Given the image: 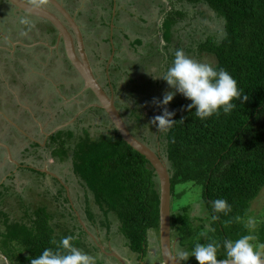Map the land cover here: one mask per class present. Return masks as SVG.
<instances>
[{"label": "trees", "instance_id": "trees-1", "mask_svg": "<svg viewBox=\"0 0 264 264\" xmlns=\"http://www.w3.org/2000/svg\"><path fill=\"white\" fill-rule=\"evenodd\" d=\"M4 1L0 0L1 3ZM180 1L193 3L199 14L200 9L203 11L206 7L211 15L216 13L225 23L223 36L206 38L199 47L200 51L216 56L217 62L213 66L232 74L242 90V98L233 101L236 107L229 114L221 110L218 115L204 119L195 115L194 108L187 107L191 101L185 97L171 104L166 109L174 112L172 119L175 123L171 128L156 129L160 131V151L156 150L165 159L171 174V227L172 239H178L177 251L180 253L182 247L191 251L196 243L207 244L215 240L221 244L217 258L222 260L227 258L224 240L252 235L255 237L253 244L264 243V222H255L253 228L248 223L252 201L264 190V0ZM47 25L55 29L52 24ZM112 80L118 95V80ZM80 87L81 83L78 89ZM88 92L93 100H97L92 91ZM244 96H247L246 100ZM140 99L137 96V100ZM117 100L129 128L133 126L134 131L131 130L138 136L135 120L149 112L153 115V112L139 107L129 108L126 101L120 97ZM164 109L161 107L158 115H162ZM64 111L67 114H59L60 119L53 122L52 127L66 122L76 108L68 106ZM90 111L101 118L102 123L110 124L107 133L99 137L86 133L85 137L76 140L78 134L71 129L72 126H65L49 137L46 146L52 147L53 157L63 162L72 161L76 175L93 194L104 220L112 226L113 221L109 218L112 212L119 223L117 229L119 227L125 237V246L137 255L139 261H145L151 245L150 232H159L160 229V187L155 169L144 155L122 138L102 108L92 107ZM150 124L140 127L151 129L154 124ZM138 137L153 148L157 145L148 136ZM72 138L75 142L71 144ZM38 158L41 162L45 159L41 155ZM33 173L41 171L34 169ZM197 189L201 190V205L206 208L204 216H207L200 218L198 225L194 222L197 217L189 213L193 204L180 202L182 196ZM5 193L6 187L1 198ZM175 198L179 201L176 205ZM216 199H225L231 211L216 213L212 203ZM88 208L91 215L87 219L96 220L92 205L89 204ZM41 214L43 216L36 219L27 216L26 221L12 223L6 217L7 232L4 235L16 245L11 244L14 248L10 251L4 249V256L13 263L31 264V258L39 256L45 248H55L53 240L58 244L61 238L71 235L56 232L48 221L50 214L46 207ZM213 216L217 218L213 220ZM206 221L209 222L207 227ZM73 236L72 243L82 250L85 247L83 239ZM183 264H198V261L188 258Z\"/></svg>", "mask_w": 264, "mask_h": 264}, {"label": "rangeland", "instance_id": "rangeland-1", "mask_svg": "<svg viewBox=\"0 0 264 264\" xmlns=\"http://www.w3.org/2000/svg\"><path fill=\"white\" fill-rule=\"evenodd\" d=\"M175 1L176 0H171V2ZM186 4L192 6L193 3L188 2ZM182 9L184 10V7ZM177 10L179 9L173 8L171 12L169 10L164 14H166V18H173L179 14V11ZM187 10L189 11V14L184 17L179 16L181 24L190 22L189 27L187 28L188 33L186 37H183V40H181V45L175 40H172L170 43L166 42L165 37L168 38L171 36L168 26L164 27V24H147V27L143 26V28L148 29V31H150L151 27L153 30V35L148 38L144 47V53L147 57L141 59L146 62L147 66L151 65L154 61L160 65L159 67L161 72L163 71L165 74L174 60V55H171L170 53L175 52L179 47H184V45L187 46V40L190 43V47L187 51L188 57L203 63H209L211 65H214L217 62L215 55L200 51L199 43L209 37L217 39L223 36V30L225 31V27L223 28V26L225 23L223 24V21L216 13L211 15L210 12L207 11L206 7L203 8V11L200 9V14L197 10L198 16H196V13H193L195 12L194 8ZM3 11L5 12L4 15ZM0 12L2 13V15L0 14V137L6 135L7 130H9L12 125L9 123L10 120L23 127L22 129H24L30 137H33V141L30 140V145L27 144V141L30 138L24 137V139L27 140L20 141L19 138L14 139V136H11L13 137V142L16 143V154L21 155L24 150V154H26L27 149L28 151L36 150V147L31 145L32 142H45L44 146L46 147L45 139L48 140V138L45 133L41 131L39 124L41 123L44 125V130L48 131L50 128L48 127L49 123L54 121L51 118L56 115V108L50 107L51 98L55 97L54 93L51 92V87H63L64 85L69 87L71 81L72 84H77L79 87L80 82L77 77L72 79L68 75L69 70L60 64L57 57H51V50H48L43 46H39L42 44L40 41L43 40H36L37 43L34 42L31 44V42L34 41L33 33L29 34L27 24L25 27L23 26L29 21H26V19L23 18L24 16L21 17V19H18V15L15 13V7L6 4L5 2H0ZM94 14L95 12H87L85 17H91L90 19H93ZM212 16L213 19L211 18ZM26 18H33L34 21H40L39 19L31 16ZM171 18H169L168 21H170ZM43 20L44 22L46 21V23H50L48 20ZM85 24H87L86 28H90L87 42L89 49L94 47L98 48L95 45V42L99 39V37H101V35L104 36L108 32V26H104L101 29L100 35V30L97 29L98 27L91 29L93 26H90L89 23ZM136 25L138 26V24ZM30 28V30H34L32 24H30ZM139 28L142 27L139 26ZM110 30H112V26L110 27ZM181 31L184 32L183 27ZM10 39L14 42H17L18 40L24 41L31 45L22 46L20 48H12L10 42L8 41ZM166 44L167 46H165ZM171 50L172 52H170ZM141 63L142 62H133V66L137 64L136 67H138ZM128 65L130 64H124L125 76L121 77L120 81H117L120 87V94L116 95V97L123 99V102L126 101L129 108L139 107L144 110H148V112H153V115L149 112L148 115H143L142 118L135 120L138 126V129L136 130L138 132V136H148L152 139V142L155 141L157 145L154 146V148L160 151L158 143L160 131H157L160 130V128L157 127L158 122L153 123V116L160 114L159 111L161 107L167 108L168 106H171V104L173 105L176 102L181 101L184 96L180 93H176L173 100L167 105L158 103L163 100L165 94L173 91L174 89H172L162 77H157L161 75H157V73L152 71V69L137 68L135 69V73H133V71H131L132 68ZM143 65L145 66L144 63ZM46 73L47 76H51V80L55 83L52 86H50L48 82L40 79L39 74L42 75ZM158 80L161 81L159 83L161 84L160 86L157 84ZM113 83L111 82L109 87L112 88ZM32 89L36 90L35 94L30 92ZM137 96H140L142 100H137ZM78 102H81V99L77 98L73 103L66 104L65 108L68 106H74V104ZM43 105L46 110L50 112L49 118H41L48 117L47 115L41 114L42 111L40 108ZM77 105L78 104L74 107L76 108V111L80 108ZM90 114L96 119L91 121L92 124H90L87 117L82 119V123L77 122L75 133H77L78 136H76V140H80L81 137H85L86 133H89L92 137H99L101 134L107 133L110 124H104L100 118L94 115V113L91 112ZM13 116H15V118H13ZM34 117L37 119L34 120ZM5 119H8L9 122L5 121ZM151 122L154 124V127L151 129L147 127H140L142 124H150ZM131 129L134 131L133 126ZM64 138L67 139L66 136H64ZM74 142L75 139L72 138L70 143L72 144ZM24 144H26L27 147H24ZM44 146L43 148L46 159H50L48 161L49 165L54 160L52 166H48L49 168L47 169L48 171H55L59 178L57 177V179H55L52 174L44 171V166H41V168H44L41 173H33L22 169L21 176L22 178L23 175L28 177L27 183L25 182V179H20L19 181L14 180V182H12V180L16 178V174L19 173L14 171L16 174L9 175L4 182V186L0 188V264H15L10 258L4 256V249L10 251V249L14 248L11 244L16 245V242L10 241V239L4 235L7 232L6 217L10 219L11 223L12 221H26V219H28L27 216H31L36 219L37 217L39 218L40 216H43L41 213H44L45 207L46 212L50 214L48 221L54 225L56 232H62L63 235H69L71 233L72 236L75 234L77 238L80 237V239H83L85 247L82 250L92 255L96 259V264L121 263L116 258H112L109 262L110 257L107 256L101 248V250L98 249V244L96 246L92 237L87 234L88 229L90 233L94 235V238L99 240V244L103 246H109L112 244L113 248L122 254L121 257H123L127 264H139L137 255L132 253L128 247L125 246V237L119 232V227L117 229L119 224L116 219L117 217L110 212L109 218L113 221L112 226L111 224H107L99 206L94 200L93 194L87 189L80 177L76 175L77 173L74 171L72 161L65 160L63 162L60 158L53 157L52 151H50L52 150V147L45 148ZM28 154L29 153L26 154L27 157L24 156L26 160L29 159ZM42 162L44 163L45 159L42 160ZM1 167H4L6 170H13L10 162L0 159V181L5 173ZM5 187L7 189V193H5L4 198H1V193H4ZM200 195L201 190L197 189L192 190L180 198V202L182 203L193 204V208L189 210V213L191 216L197 217V220L194 221L197 225L201 223L200 220L202 219L200 218L205 219L207 217L204 216L206 208H203L201 205ZM173 202L175 205L176 203H179L176 198ZM89 204L92 205L91 209L95 212L96 220L91 219V221L87 219V216L89 218V215H91L88 208ZM80 218L84 220L87 230L83 226ZM251 221L264 222V190L252 201L248 216V223ZM205 223L206 227L209 226L208 221ZM250 224H252V228L255 225V223ZM107 228H110V230ZM150 239L151 245L149 248V256L145 258L143 263L163 264V258L160 251L159 232L155 230L151 231ZM176 240L178 239L173 237L174 244H176ZM181 251L187 250L185 247H182ZM189 258L195 259V256H191ZM181 261L184 263L186 260Z\"/></svg>", "mask_w": 264, "mask_h": 264}, {"label": "clouds", "instance_id": "clouds-1", "mask_svg": "<svg viewBox=\"0 0 264 264\" xmlns=\"http://www.w3.org/2000/svg\"><path fill=\"white\" fill-rule=\"evenodd\" d=\"M157 77H162L174 89L165 94L158 103L167 105L176 93H180L191 101L187 107L194 108L195 115L201 119L218 115L221 110L224 114H229L236 107L233 101L242 98V90L238 88L237 80L230 72L188 57L182 49L176 50L172 65L166 73ZM243 99L246 100L247 96ZM173 116L174 112L165 108L162 115L154 117L153 123L158 122L157 127L160 129L171 128L175 123ZM212 203L216 213L227 214L231 211V206L225 199H216ZM216 218L212 217L213 220ZM250 223L254 224L255 221ZM74 239L71 235L63 237L58 244L53 240L55 248H45L39 256L31 258V264H96L92 255L72 243ZM254 239L252 235H243L236 240H224L226 259L218 260L217 252L221 244L213 240L207 244L196 243L191 252L181 251L171 260H187L195 256L198 264H264V243L253 244Z\"/></svg>", "mask_w": 264, "mask_h": 264}, {"label": "flooded vegetation", "instance_id": "flooded-vegetation-1", "mask_svg": "<svg viewBox=\"0 0 264 264\" xmlns=\"http://www.w3.org/2000/svg\"><path fill=\"white\" fill-rule=\"evenodd\" d=\"M27 1L35 2L37 4L43 5V6L47 7V8H49L50 10H52L58 16H60L62 18V20L66 23L68 29L70 30V32L72 33V35H73V37L75 39L76 49H77V52H78V45H77L78 43H77L76 34H75L74 30H73V27H71L69 25L68 21L66 20V18L63 16L62 13L53 4H51L47 0H27ZM58 1L76 19V22L78 23V25H79V27L81 29L82 35L84 37L85 50H86V52L88 54V58H89V60L91 62V65H92V68H93V70L95 72V75H96V77H98V79L101 82V84L103 85V87L108 92H112L114 94L115 103L118 106V104H117L118 100H117V97H116L115 88H113V86H112V88L109 87L110 84H111V76H110V74L112 72L111 71L112 63L110 62L109 59H108L107 63L102 62V61H106L107 55L103 56V54L101 53V51H103L104 47H103V45H100L99 39H97L96 42H95V45L99 49L95 48V47L92 48V49H89L88 44H87V42H88V33L90 32L89 31L90 28H86L87 24H85V23H89L90 26H93V28H91V29H94V28H96L98 26H97V24H95V25L94 24H90V23H93V21L90 19L91 17L86 18L85 15L87 14V12H92L93 13L95 11L97 2H99V0L98 1L97 0H85L86 4H83L84 0H58ZM4 2L6 4H9V5L13 6L11 3H8L7 0H5ZM86 6H88V7H86ZM4 13L5 12L3 11V15H4ZM15 13L18 15L17 16L18 19L19 18L21 19V17L24 16L23 18L26 19V21H29L28 23L26 22L23 26L25 27V25L27 24L29 34L33 33L34 41L31 42V44L34 43V42L37 43V41L43 40V41H40L42 44H40L39 46H43L46 49L51 50V53H50L51 57L52 56L57 57V60H59L60 64H62L65 68H67L69 70L68 71V75L72 79L77 77L79 79V82L82 84V87H80L79 89H78V85L77 84H72V81H71V84H70L69 87L68 86L66 87L65 85L63 87L62 86L51 87V92L54 93L55 97L51 98L52 100L50 102V104H51L50 107L56 108V111H55L56 115H55V117L51 118L54 121H51L49 123L48 127H50V128L48 129V131H44L45 135L48 134V135H46L47 138L49 139L50 136H52L59 129L64 128L65 126L67 127V126L71 125L72 126L71 129L75 130L78 120L80 121V123H82L81 121H82L83 118L87 117L88 120L90 121V123H92L91 121L96 119V118L90 114L91 112L94 113L93 111H90L91 108H92L91 105L93 103H97L98 101L97 100H93L92 99L93 97L89 96L90 93L88 91H91L90 89H85L84 88L83 79L81 78V76L79 75L78 71L76 70V68L72 64L71 60L68 58L63 38H61V40L58 41V38H59L58 30L56 28L53 29L51 26L47 25V23H44V20L42 18H39L37 16L25 13L23 11H19L16 8H15ZM0 14L2 15L1 12H0ZM30 16L31 17H35V18L39 19L40 21H36V20L34 21L33 18H30V19L26 18V17H30ZM15 22H18V21H15ZM30 24H32V26L34 28L33 31L30 30L31 29L30 28ZM45 24H46V26H45ZM99 27H102V25H99ZM25 36H27V35H25ZM8 41L10 42L12 48H15V47H17V48L19 47L20 48V46L22 47V46H30L31 45V44H28L27 42L20 41V40H18L17 42L16 41L14 42V41H12L10 39ZM39 76H40V79L42 81L48 82L50 86L55 84L51 80V78H50L51 76H47V73L46 74H42V75L39 74ZM30 92L32 94H35L36 90L32 89V90H30ZM77 98L81 99V102L76 103V104H78L77 106H79L80 108L77 111L70 112V114L74 113V115L72 117L70 116L69 119L66 122H63L64 124L67 123V125H65V126H63L61 128H59V125L55 126V127H52L51 124H53V122H56L57 120L60 119L59 117L61 115H59V114H62V113H64L65 115L67 114V112L64 111L65 105L73 103ZM76 104H74L73 107H75ZM40 109L42 111L41 114L48 116V117H45V118H43V117H41V118L42 119L49 118L50 112H48L46 110L45 106L43 105ZM121 112H122V110H121ZM13 118H15V116H13ZM8 119H5V121L9 122L10 119L9 120ZM36 119L37 118L34 117V120H36ZM9 123H11L12 125L10 124L11 126H10L9 130H7L6 135L0 137V143L1 144H6V145H8L10 147V154H9V150L6 147H4V146H2L0 144V159L6 160V162H10L12 164L13 171H15L16 173L19 172L17 175H20V176H21V170L22 169H25L26 171H30V172H33L34 169H37V170L42 172L45 167L49 168L48 167L49 166L48 165L49 164V162H48L49 160L46 159V155L44 154V148L42 147V144L44 146L45 142L44 143H42V142L33 143L32 142L31 145H33V147H36V150L35 151H33V150L28 151V149H27L26 154L29 153L28 154L29 159L27 161H24V162L20 163L14 158V157L17 158L18 155L16 154V150H15V144L16 143L13 142V140H12L13 137H11V136H14V139L15 138H19L20 141L21 140H25L24 137L27 138V136L25 135L26 132L22 129L23 127H21L19 124H16L15 122H12L11 120H10ZM45 140H46V145H47L48 140L47 139H45ZM45 148H47V146ZM24 152H25V150L23 151L22 155L27 157V155L24 154ZM10 155H12L13 160L10 159ZM40 155L45 158V162L42 163V164H41V161H39V158H38ZM39 164H41L40 166H45V167L44 168L36 167V165H39ZM45 170L46 169H44V171ZM49 171L52 172V173L51 172H49V173L52 174L54 177H56V178L58 177L55 171H53V170H49ZM27 178L28 177L23 175V178L21 177L20 179H22V180L25 179V182L27 183L28 182ZM13 180H15V179H13ZM67 190H68V187H67ZM80 220H82V219L80 218ZM82 224L87 230V226L84 223V220H82ZM88 231H89V229H88ZM87 234H89V236L92 237L94 242L96 244H98L99 248H101V246L104 247V250L106 251L105 253L107 254V256L110 257L109 258V262H110V260L112 258H116L122 264L121 260L116 255H114L115 253L119 254L120 256L122 254L118 250L113 248L112 244H110L109 246L105 244L106 246H103V245L99 244V242H98L99 240H96L94 238V235L92 233H90V231ZM175 251H176L177 254L179 253L177 251V243L175 244ZM142 262L143 261H139L138 263L142 264Z\"/></svg>", "mask_w": 264, "mask_h": 264}, {"label": "crops", "instance_id": "crops-1", "mask_svg": "<svg viewBox=\"0 0 264 264\" xmlns=\"http://www.w3.org/2000/svg\"><path fill=\"white\" fill-rule=\"evenodd\" d=\"M186 3L188 2H182L180 0H176L175 2H171V0H99V2H97L96 9L94 11V18L91 20L94 24H97L98 29L100 30V35L101 29L104 26H108V32L104 36L101 35V37H99V42L100 45H103L104 47L101 53L103 54V56L107 55L106 61L102 62L107 63L109 59L112 63V72L110 74L111 79L114 80V78H116L118 81H120V78L125 76V63L130 64L128 66L132 68L131 71H133V73H135V69L137 68H150L152 69V71L156 72L157 75H164L163 71L161 72V69L159 67L160 65H158L154 61L153 63H151V65L147 66L146 62L141 60L147 57L144 53V47L146 42L148 41V38L153 35L152 27L150 31H148V29L143 28V26L147 27V24H164V27H166V24H170L169 33L171 36L168 38L165 37L166 42L170 43L172 40H175L181 45V40H183V37L185 38L188 33L187 28L189 27L190 22L181 24V22L179 21V16L184 17L189 14V11L187 9L194 8V14L198 9H196L195 6H191ZM83 4H86L85 0ZM183 7L184 10L182 9ZM173 8L179 9L177 11H182V13H179L173 18L169 17L171 18V20L168 21V17L166 18V14L164 13L168 12L169 10L171 12ZM136 24H138V26ZM99 25H102V27H99ZM111 26L112 30H110ZM139 26H141L142 28H139ZM182 27L184 29V32L181 31ZM186 43L187 46L184 45V47H179L178 49H182L184 51V54L188 56L187 51L190 47V43L188 40L186 41ZM165 46H167V44ZM170 52H172V50ZM175 52H172L170 54L174 55ZM133 62L142 63L138 67H136L137 64L133 66ZM143 63L145 64V66L143 65ZM157 82L158 86H160L161 84L159 83L161 81L158 80ZM39 125L41 131L44 132V125H42L41 123ZM25 135L27 136V138H30L27 141V144L30 145L31 141H33V137H30L27 133H25ZM24 145V147H27L26 144ZM14 158L20 163L27 161L22 154H19L17 158ZM40 165L41 164L36 165V167H41ZM50 165L52 164L50 163ZM1 168L5 173L3 174L2 180L0 181V188L2 187V184H4L5 180L9 177V175L16 174L13 170H6L4 169V167ZM21 177L22 176L16 174L15 180L19 181ZM12 182H14V180H12Z\"/></svg>", "mask_w": 264, "mask_h": 264}, {"label": "water", "instance_id": "water-1", "mask_svg": "<svg viewBox=\"0 0 264 264\" xmlns=\"http://www.w3.org/2000/svg\"><path fill=\"white\" fill-rule=\"evenodd\" d=\"M19 11L37 16L39 18L48 20L59 32L58 41L63 38L68 58L78 71L79 75L84 81V88L90 89L97 98V103H93L91 106L102 108L109 118L111 119L114 127L117 129L122 138L136 151L144 155L147 160L151 163L155 169L157 179L160 187V251L163 258L164 264H183L180 259L172 261L173 257H177L178 254L175 251V244L172 240V185H171V174L168 169V165L165 159L160 155L156 149L151 147L146 142L142 141L137 135H135L128 124L126 123L121 110L115 103V96L112 92H108L92 68L91 62L88 58V54L85 50V41L82 35L81 29L76 22V19L66 10V8L58 0H47L53 4L66 18L69 25L73 27L76 34L78 52L76 49L75 39L68 29L66 23L60 16L54 13L49 8L30 2L27 0H7ZM67 125H60L59 128ZM48 135V134H46ZM1 144V143H0ZM9 150L10 147L6 144H1ZM10 159L13 160L12 155ZM49 172L47 169L45 170ZM82 222V220H81ZM88 232V231H87ZM89 233V232H88ZM104 250V247L101 246ZM116 255L122 262L127 264L126 261L119 255ZM142 264H145L142 262Z\"/></svg>", "mask_w": 264, "mask_h": 264}]
</instances>
